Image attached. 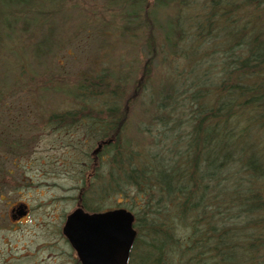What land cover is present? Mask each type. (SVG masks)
<instances>
[{
    "label": "trees",
    "instance_id": "1",
    "mask_svg": "<svg viewBox=\"0 0 264 264\" xmlns=\"http://www.w3.org/2000/svg\"><path fill=\"white\" fill-rule=\"evenodd\" d=\"M110 1L126 8L123 29L133 20L146 33L151 54L141 75L117 76L103 65L83 71L71 109L41 112L55 133L84 128L96 144L77 163L83 173L98 163L81 184L82 207L94 212L111 196L127 199L137 230L129 264H264V0H201L186 37L188 25L172 15L165 32L184 62L149 97L135 134L131 111L157 51L155 14L175 0ZM37 3L0 0V31L13 28V6ZM8 136L0 132L5 148L23 147Z\"/></svg>",
    "mask_w": 264,
    "mask_h": 264
},
{
    "label": "rangeland",
    "instance_id": "2",
    "mask_svg": "<svg viewBox=\"0 0 264 264\" xmlns=\"http://www.w3.org/2000/svg\"><path fill=\"white\" fill-rule=\"evenodd\" d=\"M57 2L38 0L33 7L13 6L15 14L9 19L13 28L0 31V132L10 139L19 137L16 139L24 143L13 152L0 143V184L6 194L10 183H19L22 177L31 184H55L53 190L59 194H65L67 187L81 185L84 177L87 179L95 171L97 162L92 160L83 168L84 173L78 172L81 165L77 163L87 161L89 157H83L82 151L94 149L96 144L91 147L84 128L55 133L44 116L50 110L71 109L73 84L83 71L95 73L103 65L117 76L129 73L133 79L141 75L142 65L151 54L146 47V33L135 25L136 21L128 23L129 30L122 28L124 6L110 0H62L60 5ZM202 6L201 0H175L156 11L153 73L146 93L132 108V134L136 121L148 117L145 108L152 107L149 97L165 80H172L180 71L176 67L184 62L183 54L169 46L171 35L165 32V24L172 15H180L182 24L188 25H184L186 37L191 16H199ZM3 9L4 6L0 11ZM56 81L62 85L54 89ZM45 108L47 114L42 115ZM70 189L73 194L76 187ZM126 201L119 194L111 196L97 204L98 211L118 206L128 209ZM65 205L66 210L75 206L73 202Z\"/></svg>",
    "mask_w": 264,
    "mask_h": 264
},
{
    "label": "flooded vegetation",
    "instance_id": "3",
    "mask_svg": "<svg viewBox=\"0 0 264 264\" xmlns=\"http://www.w3.org/2000/svg\"><path fill=\"white\" fill-rule=\"evenodd\" d=\"M25 179L10 183L9 194L0 184V264H82L64 233L66 220L76 208L88 211L80 201L81 185H56L68 190L59 194L53 190L55 184H31ZM68 202L75 206L66 210Z\"/></svg>",
    "mask_w": 264,
    "mask_h": 264
},
{
    "label": "water",
    "instance_id": "4",
    "mask_svg": "<svg viewBox=\"0 0 264 264\" xmlns=\"http://www.w3.org/2000/svg\"><path fill=\"white\" fill-rule=\"evenodd\" d=\"M131 209L89 213L81 208L66 220L64 233L82 264H129L137 230Z\"/></svg>",
    "mask_w": 264,
    "mask_h": 264
}]
</instances>
